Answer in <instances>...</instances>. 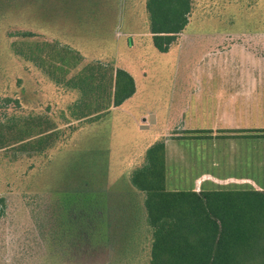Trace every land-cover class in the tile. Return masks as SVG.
I'll use <instances>...</instances> for the list:
<instances>
[{
  "label": "rangeland",
  "instance_id": "rangeland-1",
  "mask_svg": "<svg viewBox=\"0 0 264 264\" xmlns=\"http://www.w3.org/2000/svg\"><path fill=\"white\" fill-rule=\"evenodd\" d=\"M191 3L162 54L146 0H0V264H149L151 233L129 174L152 141L173 134H249L255 154L233 168L165 169L167 190L189 191L202 173L264 189V0ZM22 33L83 64L126 70L134 96L113 107L55 84L14 51ZM242 90H254L252 105L238 100Z\"/></svg>",
  "mask_w": 264,
  "mask_h": 264
},
{
  "label": "trees",
  "instance_id": "trees-1",
  "mask_svg": "<svg viewBox=\"0 0 264 264\" xmlns=\"http://www.w3.org/2000/svg\"><path fill=\"white\" fill-rule=\"evenodd\" d=\"M191 5V0H146L152 45L159 53H167L185 29ZM20 36L12 44L16 54L46 71L55 84L77 89L82 98L108 99L119 107L135 92L124 69L83 64L70 48L29 40V33ZM129 183L143 197L151 233L149 264H264V189L169 191L162 141L145 151ZM3 203L0 197V215Z\"/></svg>",
  "mask_w": 264,
  "mask_h": 264
},
{
  "label": "crops",
  "instance_id": "crops-1",
  "mask_svg": "<svg viewBox=\"0 0 264 264\" xmlns=\"http://www.w3.org/2000/svg\"><path fill=\"white\" fill-rule=\"evenodd\" d=\"M162 54H165V53H162ZM134 85H135V82H134ZM135 92H136V86H135ZM134 94L132 96H134ZM237 97H239L238 99L239 101H243L249 105H252L254 98H255V93L253 90V93L247 94L246 92H244V90H242L238 92ZM123 104L124 102L120 106H122ZM150 115L151 114H149V116ZM152 115L154 116V114ZM143 118L146 119V116L145 115L142 116L141 121H140L141 125H145L146 123L143 121ZM154 121H155V116H154ZM177 125H181V124L175 123L174 126L176 129H177ZM226 126L229 127L231 125H226ZM248 128L252 129L254 128V126L246 127V129ZM232 129H234V127ZM187 131H195V130L192 129V130H187ZM196 131H199V130L197 129ZM196 140L198 141V143H203L204 146L202 148H200L201 146L200 147L197 146L195 144ZM254 140H255L254 136L252 135L250 136L249 134H242V133L241 134H235V133L223 134L222 133V134H214V135L207 134V133L200 134V135L186 134V136L180 135L179 133L173 134L172 138H169V139L166 138L162 141L165 146V169L166 170H209L208 167L210 169L211 167L218 169V168H223V167L233 168L234 166H236V164L240 166L242 165L244 161H249V154L250 155H252L253 153L255 154ZM185 141H189V142H185ZM155 142H157V140L152 141L148 145L146 150ZM182 143H188V144L182 145ZM205 143H207L209 146L206 147ZM183 146L187 150L183 149ZM232 147H234L235 152L231 153L232 156H229L230 154L229 150ZM207 149H210V152H208ZM246 153L247 155L245 156L244 154ZM182 154L183 155L185 154V156H180ZM234 154H236V157H234ZM210 155H212V157ZM237 159L240 160L239 164L237 162ZM133 160H134L133 157L128 158L127 165L130 166ZM238 181H242L246 183L236 184V182ZM205 183H210L211 185H215V187H220V188H227L229 185H233V186L235 185V188L238 187V185H246L247 187H249L250 184L248 183L254 184L252 181L248 179H233L229 177L228 178H215V177L202 173L200 174L199 177H196L194 179L192 187H190V190L192 191L203 190L202 188ZM244 187L245 186H242V188ZM173 190H179V188L175 187V189ZM136 192L139 193L138 191ZM142 205H143V201H142Z\"/></svg>",
  "mask_w": 264,
  "mask_h": 264
},
{
  "label": "water",
  "instance_id": "water-1",
  "mask_svg": "<svg viewBox=\"0 0 264 264\" xmlns=\"http://www.w3.org/2000/svg\"><path fill=\"white\" fill-rule=\"evenodd\" d=\"M143 121H145V118H143ZM154 122V116L151 114L150 116H149V124H152ZM148 128V124H145V125H141L140 127H139V129H141V130H144V129H147Z\"/></svg>",
  "mask_w": 264,
  "mask_h": 264
}]
</instances>
